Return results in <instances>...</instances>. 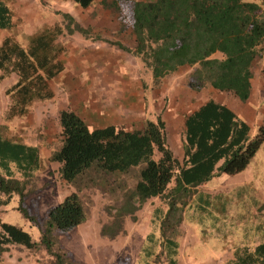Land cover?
<instances>
[{"label":"trees","instance_id":"obj_1","mask_svg":"<svg viewBox=\"0 0 264 264\" xmlns=\"http://www.w3.org/2000/svg\"><path fill=\"white\" fill-rule=\"evenodd\" d=\"M68 1L86 9L96 0ZM114 3L129 12L127 25L120 22L119 30H130L134 47L102 41L140 61L143 70L150 71L152 85L166 87L167 106L172 105L177 91L181 92L179 86L188 93L185 92L188 101L206 88L233 96L242 103L249 99L254 62L264 43V0L260 4L242 0H114ZM57 14L61 16V24L36 33L27 48L12 38L0 45V81L11 75L18 78L6 92L8 118H22L34 101L44 102L54 96L49 83L64 69L58 60L63 52L58 39L64 32L92 37L90 30L80 26L72 15ZM11 16L0 1V29L11 27ZM182 95L181 92L179 96ZM216 99L219 101L209 98L184 116L181 161L174 156L161 114L153 121L147 120L142 129L128 131L115 126L90 130L75 112L66 109L58 112L60 146L50 160L60 164L63 183L73 182L90 168L100 173L126 174L144 164L124 205L114 208V212L108 211L111 221L102 227L101 235L105 236L107 230L110 239L124 235L125 218L134 220L135 213L149 200H180L178 204L185 207L196 188L213 178L233 176L246 169L264 142V125L252 135V128L222 104V99ZM38 153V148L18 144L0 134V206L7 207L14 198H19L15 210L42 230L40 242L59 258L53 251L52 235L77 227L85 218V209L78 196L72 194L51 208L43 220L30 212L24 203V182L18 180V165L28 177L30 170L20 164L35 160ZM154 212L161 214L158 208ZM181 219V214L171 216L168 208L159 224L161 237ZM166 242L175 257L177 244ZM13 245L36 247L28 233L0 220V255ZM230 253L225 255L224 264H264V239L253 246L239 244ZM62 256L66 254L61 253ZM169 261L179 264L174 258Z\"/></svg>","mask_w":264,"mask_h":264},{"label":"rangeland","instance_id":"obj_2","mask_svg":"<svg viewBox=\"0 0 264 264\" xmlns=\"http://www.w3.org/2000/svg\"><path fill=\"white\" fill-rule=\"evenodd\" d=\"M9 1L16 9L15 26H18V0ZM37 1L38 4L42 3V0ZM61 1L60 4H63ZM63 1L65 5H71L68 0ZM242 2L260 4L261 0ZM27 4L31 9L34 8L33 0ZM60 4H56V10L65 8ZM124 34L125 38L130 37L128 32ZM136 63L141 64L138 60ZM142 74L152 77L147 69L142 70ZM17 81L16 75L0 81V134L2 138L18 141V144L35 145L39 150L35 160H24L20 164L30 170L28 177L18 165V180L23 181L26 188L25 206L39 220H43L51 208L76 194L84 206L85 218L72 230L52 235L53 251L58 253V258L57 254L49 253L40 242L42 230L15 210L19 198H14L9 206H0V220L28 233L36 247L10 246L7 252L0 255V264H170V258L176 259L179 264H224L227 251L232 252L239 244L253 246L264 239V234L261 237L250 235L249 240L244 235L250 217L261 215L264 224V173L259 175V170L253 168L254 165L261 168L259 163L262 161L264 164L263 144L244 171L233 176L224 175V182L216 179L213 183L196 188L185 207L178 204L180 200L167 202L152 199L135 213L134 220L125 218L124 235L110 239L108 230L105 236L101 235L102 227L111 221L108 211L114 212V208L124 205L139 180L144 164L141 163L126 174L100 173L90 168L73 182L63 183L60 179V164L50 160L60 146L56 110L62 103L34 101L27 115L17 119L8 118L9 96L6 92ZM214 95L231 104L236 100L227 94L214 92ZM256 130V127L252 129V135H255ZM259 177L263 179V184L253 186ZM237 195L255 197L257 202L250 199L239 202L234 199ZM206 200H209V204ZM157 208L161 214L154 212ZM168 208L171 216L181 214L182 219L173 230L161 237L159 224ZM241 218L244 221L240 223ZM234 232L241 233V237L234 235ZM166 240L177 244L175 257L171 254L173 248ZM61 253L66 256L61 257Z\"/></svg>","mask_w":264,"mask_h":264},{"label":"crops","instance_id":"obj_3","mask_svg":"<svg viewBox=\"0 0 264 264\" xmlns=\"http://www.w3.org/2000/svg\"><path fill=\"white\" fill-rule=\"evenodd\" d=\"M0 1L12 15L11 27L0 29V45L5 39L12 38L21 47L27 48L30 39L36 33L51 29L56 23L61 24V16L57 13L72 15L80 26L90 30L92 37H84L79 33L67 35L64 32L58 39V44L63 48L58 60L63 64L64 69L50 81L49 85L54 96L48 100L54 104L58 101L62 103L56 110L57 114L63 109L73 111L90 130L115 126L128 131L142 129L147 120L152 121L161 114L166 121V133L169 141L172 142L174 156L180 161L183 159L184 116L196 111L209 98L216 102L219 100L215 98V91L206 88L188 101L185 89L179 86L184 95L180 97L181 92L177 91V97H173L172 105L167 106L166 87L163 85L162 88H155L152 85V78L142 74V64L136 63L137 60L132 54L105 42L117 41L127 48L134 47L130 30L124 32L119 30L120 22H124L125 25L128 23L130 16L127 10L118 8L114 0H109L110 2L96 0L86 9L65 5L63 0H42L43 4L33 0L34 8L31 9L27 6L29 0H18V26H15L16 9L13 4L9 0ZM60 1L63 4H60ZM56 4L65 8H61V11L56 10ZM125 32H128L129 38H125ZM253 74L250 97L245 103L237 98L232 104L220 102L230 107L252 129L254 127L258 129L264 125V43L260 46L259 56L254 62ZM87 81L89 82L86 83ZM199 96H201L200 100ZM57 120L56 116V122ZM31 146L35 147V145ZM261 163H259L261 168L258 165L253 166L260 171H257L259 175L264 173L263 161ZM216 179L226 181L224 175H221L204 186L213 183ZM263 179L261 177L256 179L253 186H261ZM234 199L239 202H245L246 199L257 202L255 197L252 199L242 195H237ZM242 219H239L240 223L244 221ZM249 219L247 224L245 223L246 240H249L250 235L257 234L261 237L264 234L263 217L260 215ZM233 234L241 237L239 232ZM261 241L262 239L258 243ZM228 254L231 253L227 251L225 255Z\"/></svg>","mask_w":264,"mask_h":264}]
</instances>
